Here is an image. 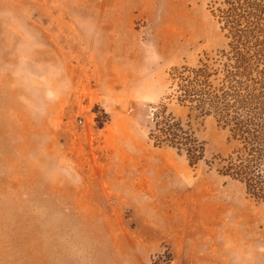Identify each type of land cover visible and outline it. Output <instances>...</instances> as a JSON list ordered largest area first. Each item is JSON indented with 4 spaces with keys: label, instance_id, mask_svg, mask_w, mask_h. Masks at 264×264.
I'll return each mask as SVG.
<instances>
[{
    "label": "rangeland",
    "instance_id": "obj_1",
    "mask_svg": "<svg viewBox=\"0 0 264 264\" xmlns=\"http://www.w3.org/2000/svg\"><path fill=\"white\" fill-rule=\"evenodd\" d=\"M209 1L0 0V264H264L227 133L180 106Z\"/></svg>",
    "mask_w": 264,
    "mask_h": 264
},
{
    "label": "trees",
    "instance_id": "obj_2",
    "mask_svg": "<svg viewBox=\"0 0 264 264\" xmlns=\"http://www.w3.org/2000/svg\"><path fill=\"white\" fill-rule=\"evenodd\" d=\"M207 7L226 45L180 70V106L189 116H211L227 133L232 151L222 159V175L264 206V0H210ZM153 123L159 130L154 115Z\"/></svg>",
    "mask_w": 264,
    "mask_h": 264
},
{
    "label": "built area",
    "instance_id": "obj_3",
    "mask_svg": "<svg viewBox=\"0 0 264 264\" xmlns=\"http://www.w3.org/2000/svg\"><path fill=\"white\" fill-rule=\"evenodd\" d=\"M79 123H81V121Z\"/></svg>",
    "mask_w": 264,
    "mask_h": 264
}]
</instances>
